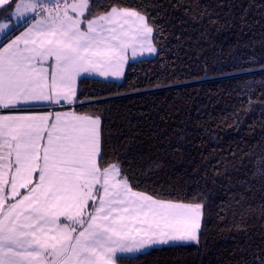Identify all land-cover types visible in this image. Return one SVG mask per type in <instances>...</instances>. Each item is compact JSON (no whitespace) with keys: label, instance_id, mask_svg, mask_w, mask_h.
<instances>
[{"label":"snow or ice","instance_id":"1","mask_svg":"<svg viewBox=\"0 0 264 264\" xmlns=\"http://www.w3.org/2000/svg\"><path fill=\"white\" fill-rule=\"evenodd\" d=\"M154 23L112 0H0V264H117L198 242L203 203L135 191L101 151L99 116L32 111L84 103L78 81L123 77L129 49L157 51Z\"/></svg>","mask_w":264,"mask_h":264},{"label":"trees","instance_id":"2","mask_svg":"<svg viewBox=\"0 0 264 264\" xmlns=\"http://www.w3.org/2000/svg\"><path fill=\"white\" fill-rule=\"evenodd\" d=\"M141 5L160 29L156 54L129 61L121 79L78 81L84 103L73 110L101 118V151L129 169L135 191L204 208L198 242L154 246L117 264H259L264 0H112Z\"/></svg>","mask_w":264,"mask_h":264},{"label":"crops","instance_id":"3","mask_svg":"<svg viewBox=\"0 0 264 264\" xmlns=\"http://www.w3.org/2000/svg\"><path fill=\"white\" fill-rule=\"evenodd\" d=\"M29 15H32V14H29ZM82 27H83V25H82ZM20 31H24V29L23 28H21V30ZM20 34V32L17 34V35H19ZM16 36V35H15ZM15 36L14 37H12V39H15ZM10 42V41H9ZM129 62V61H128ZM127 62V63H128ZM125 67H126V65H125ZM125 67H124V71H125ZM96 77H98V76H96ZM98 78H102V77H98ZM109 79H117V78H115V77H111V78H109ZM77 88H78V83H77ZM62 105H63V102H62ZM74 105L75 104H73V105H71V106H54L53 108H47V107H39V108H36V109H33L32 111H36V112H43V111H60V112H66V111H75V110H73V107H74ZM76 112V111H75ZM80 114H82V113H80ZM83 115V114H82ZM23 191V190H22ZM156 199V198H155ZM176 203V202H175ZM157 246H159V245H157ZM154 247V246H153ZM134 254H136V253H132V254H125V255H134Z\"/></svg>","mask_w":264,"mask_h":264},{"label":"rangeland","instance_id":"4","mask_svg":"<svg viewBox=\"0 0 264 264\" xmlns=\"http://www.w3.org/2000/svg\"><path fill=\"white\" fill-rule=\"evenodd\" d=\"M69 2H71V0H69ZM153 44H154V46L156 47L155 42H154V38H153ZM156 48H157V47H156ZM156 52H157V51H156ZM156 52H155V53L143 52L142 55H138V56H136V57H132V56H131V49H129L127 54H128V56H129L130 58H129L128 61H132V60H136V59H141V58H146V57H152V56H154V55L156 54ZM121 78H122V77H121ZM121 78H119V79H121Z\"/></svg>","mask_w":264,"mask_h":264}]
</instances>
